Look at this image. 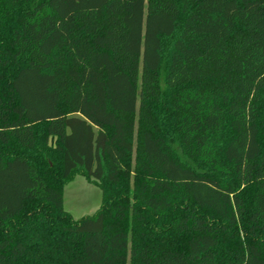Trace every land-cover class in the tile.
<instances>
[{
  "label": "trees",
  "instance_id": "1",
  "mask_svg": "<svg viewBox=\"0 0 264 264\" xmlns=\"http://www.w3.org/2000/svg\"><path fill=\"white\" fill-rule=\"evenodd\" d=\"M0 264H264V0H0Z\"/></svg>",
  "mask_w": 264,
  "mask_h": 264
},
{
  "label": "rangeland",
  "instance_id": "2",
  "mask_svg": "<svg viewBox=\"0 0 264 264\" xmlns=\"http://www.w3.org/2000/svg\"><path fill=\"white\" fill-rule=\"evenodd\" d=\"M102 203L100 187L82 175H75L64 187V208L74 219L94 214Z\"/></svg>",
  "mask_w": 264,
  "mask_h": 264
}]
</instances>
